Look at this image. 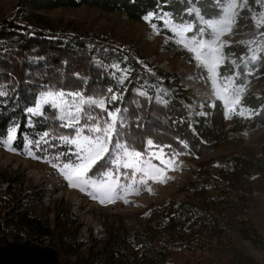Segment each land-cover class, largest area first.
Listing matches in <instances>:
<instances>
[{
    "label": "trees",
    "instance_id": "16d2710c",
    "mask_svg": "<svg viewBox=\"0 0 264 264\" xmlns=\"http://www.w3.org/2000/svg\"><path fill=\"white\" fill-rule=\"evenodd\" d=\"M21 1L29 9L30 18H0V146L17 127L13 152L21 156L26 157L30 142L33 156L51 165L58 163L53 159L56 154L68 152L70 146L59 138L71 136L73 129L60 126L56 109L44 105L42 115L27 112L46 91L80 92L85 97L104 99L110 110L127 108L125 138L142 153V159L161 148L168 158L178 154L175 157L201 159L203 153L217 149L230 134L264 127V88L256 91V97L253 91L241 95L240 106L253 113L259 111V115L245 119L234 112L228 117L224 104L217 100L206 102L204 114L195 117L192 125L183 107L191 98L181 88V77L175 71H162L135 54L134 62H128L121 52L124 43L117 44L115 38L98 32L72 28L50 31L37 23L40 13L86 7L105 16L119 13L130 23H142L146 15L153 14L152 25L161 34L173 36L169 26L194 24L199 29V19L218 16L228 0ZM263 12L264 0H244L235 27L254 30L258 38L262 37L264 22L257 18ZM255 37L223 50L226 59L220 75L239 72L235 84L243 89L247 82L264 78V52L252 51ZM166 49L174 51L176 47L167 43ZM253 54L257 56L255 61L251 59ZM184 56L181 51L174 53L176 59ZM113 93L122 99L111 101ZM93 111L107 119L99 108ZM45 132L49 133L45 138L48 143L41 140ZM37 140H41L39 149L35 147ZM71 159V155H62L59 163ZM248 161L246 156H237L228 165L236 169ZM102 165L112 168L102 160L93 172ZM211 178L208 170H199L189 181L186 191L191 195L185 201L168 204L138 228L116 218L103 224L102 240L90 236L85 242L79 237L80 228L69 203L58 202L49 209V196L22 192L23 173L0 170V264H260L241 246L229 243L235 236V244L240 240L254 248L264 246L253 227L229 215L228 205L233 198L220 194L215 198L205 192ZM213 251L222 255L219 262L212 261Z\"/></svg>",
    "mask_w": 264,
    "mask_h": 264
},
{
    "label": "rangeland",
    "instance_id": "374dc122",
    "mask_svg": "<svg viewBox=\"0 0 264 264\" xmlns=\"http://www.w3.org/2000/svg\"><path fill=\"white\" fill-rule=\"evenodd\" d=\"M243 1H226L220 14L212 18L213 20L222 19L229 5H235L231 13L234 20L232 32L222 37L224 41L228 42V46L256 36L254 30L244 31L242 28L235 27V18ZM39 15L37 23L50 31L59 30L62 32L72 28L78 32H98L109 38H115L117 44L118 42L124 43L123 47H126L121 52L128 62H134L135 54L162 71L178 73L181 77V88L189 92V98H191L189 102L183 103V107L192 125L195 123V117L204 114L203 107L206 102L213 104L217 101L206 73H201L203 70L198 68L196 61L193 60V53L178 42L183 38L185 42L190 43L187 37L193 36L194 32H190V35H187L188 33L182 35L178 32L169 36L161 34L152 26V23L145 20L142 23H130L123 19L124 17L119 13L105 16L97 10L86 7L72 10L58 9ZM2 17L16 18L18 21H22L30 18V11L22 5L21 0H0V18ZM257 21L264 22V12L257 18ZM201 22L202 19H199V23ZM184 26V24H178L168 28L179 30ZM167 43H172L176 50L167 51ZM252 47L254 53L264 52V35L259 38L256 36ZM113 51L117 53L119 50L114 48ZM177 51H181L185 56L182 59L174 58V53ZM229 62L232 63L233 60L230 59ZM263 81L264 78L247 82V87L243 92L253 91L255 97L259 96L256 91L264 88ZM201 97L204 98L199 101ZM240 107L237 106L235 113H239ZM225 112L228 117L234 113L228 111L226 107ZM57 113L59 116L64 114L59 110ZM247 115L248 113L245 111L244 116ZM25 152L27 153V151ZM155 153L157 156L163 155L159 150ZM237 156H246L250 161L236 169L230 167L228 162ZM153 164L161 168L165 167L160 160L152 158V155L142 159L145 170L155 175V169L151 167ZM0 170L23 173L22 192L26 195L33 192L41 193L45 197L49 196V209H53L58 202L69 203L80 228L79 237L85 242L90 236L96 240H102L104 237L103 224L114 221L116 218L124 220L127 225L133 228H138L151 215L161 213L162 208L168 204L185 201L191 195V191H186V189L193 175H196L199 170L200 172L208 170L212 178L205 192L215 198L219 194L233 198V201L228 205L229 215L236 221L246 222L264 240V127L250 132L230 134L217 149L203 153L201 159L189 155L176 156L174 163H169L166 170L158 174L156 181L148 180L146 184L138 182L139 174L137 181H132V170L120 167L121 174L125 171L129 173L128 179L122 175L120 177L121 183L128 190L126 192L121 190L120 194L123 198L116 199L114 203L101 204L99 199H93L87 192H81L79 189L68 186L58 168H54L51 164L39 160L33 155L25 157L9 151L4 145L0 146ZM111 170L114 173L116 171L115 167H112ZM160 179L165 182H158ZM164 238L165 236L162 235L161 240ZM229 243L241 246L260 264H264V246L254 248L240 240H237V244H235V236ZM221 256L220 253L213 251L212 261L219 262ZM178 257L180 256L174 255V258ZM207 257L211 258L210 255Z\"/></svg>",
    "mask_w": 264,
    "mask_h": 264
},
{
    "label": "snow or ice",
    "instance_id": "6c2138e0",
    "mask_svg": "<svg viewBox=\"0 0 264 264\" xmlns=\"http://www.w3.org/2000/svg\"><path fill=\"white\" fill-rule=\"evenodd\" d=\"M235 5H229L222 19L213 20L202 19L201 26L198 30L194 24L185 25L182 29H172L173 34H187L194 32L191 37H187L190 42L185 39L178 41L189 52L193 53V60L196 61L197 67L202 69L207 75L208 81L211 83L214 95L217 100L222 101L224 106L230 112H236L237 106L241 105V95L244 91L243 87L235 84V79L239 72H234L231 76H221L220 69L224 65L226 59L224 48L228 46V42L222 37L232 32L234 20L232 18V10ZM199 15V14H198ZM154 19L153 14H148L144 20L150 22ZM154 28L155 24L152 25ZM264 35V33H261ZM243 60V57H241ZM252 60L257 59L255 54ZM235 64V61L232 62ZM239 67V66H237ZM251 75L252 73H247ZM108 92H112L109 88ZM144 95V93H140ZM122 97L113 93L110 97L111 101L121 100ZM48 106L49 109H56L64 113L57 116L56 119L61 121L62 128L73 129L71 136H62L59 139L70 147L67 153L56 154L53 159L58 163H53L54 168H58L63 178L67 181L68 186L79 189L81 192H87L93 199H99L101 204L114 203L116 199H122L120 194L128 189L121 183V175L129 178V173L125 171L120 173V167L131 169L132 181H137L139 174V183L146 184L148 180H157L160 172L165 171L169 163H174L175 154L170 158L165 156H157L152 153V158L160 160L164 168L157 165H151L155 169V175L145 170L142 165V153L134 150L125 138V129L127 127V108L117 106L115 109H109L104 99H95L85 97L83 93H67L64 91H46L40 96L39 102L34 107L27 109L28 113L33 115H42V106ZM99 108L101 112L107 114V119L94 113L93 109ZM248 112L245 119H251L253 114L259 115V111L253 113L251 109H239V115L244 116V112ZM84 121L81 123V121ZM17 127H13L7 134V138L2 141L3 145L13 151V143L16 139ZM49 133L45 132L41 140L48 143L46 137ZM115 142L113 143V138ZM41 140L35 142V147L40 148ZM149 147L152 141L148 142ZM57 145L49 144V147ZM163 154V149L159 150ZM27 155H33L31 142L27 147ZM62 155H71L72 159L63 163H59ZM104 161L105 165L115 167V173L111 168L105 169L102 165L93 172L100 161ZM91 174V175H90ZM158 182H165L160 179ZM127 203V201H125Z\"/></svg>",
    "mask_w": 264,
    "mask_h": 264
},
{
    "label": "bare ground",
    "instance_id": "6f19581e",
    "mask_svg": "<svg viewBox=\"0 0 264 264\" xmlns=\"http://www.w3.org/2000/svg\"><path fill=\"white\" fill-rule=\"evenodd\" d=\"M203 98H204V97H201V98L199 99V101H202V100H203ZM193 106H194V105H193ZM196 106H197V105H196ZM195 109H197V108H195ZM191 111H192V110H191ZM193 111H194V110H193Z\"/></svg>",
    "mask_w": 264,
    "mask_h": 264
}]
</instances>
